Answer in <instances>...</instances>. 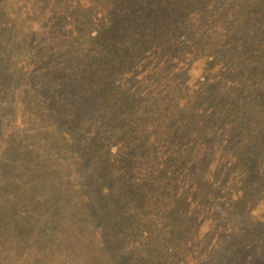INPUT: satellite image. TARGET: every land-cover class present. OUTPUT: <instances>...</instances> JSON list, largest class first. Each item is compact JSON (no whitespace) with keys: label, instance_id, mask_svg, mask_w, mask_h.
<instances>
[{"label":"trees","instance_id":"trees-1","mask_svg":"<svg viewBox=\"0 0 264 264\" xmlns=\"http://www.w3.org/2000/svg\"><path fill=\"white\" fill-rule=\"evenodd\" d=\"M168 1L131 0L143 3L144 8L139 19L128 24L137 30L146 27L161 7L166 19L155 21L161 23V30L169 33L177 28L185 49L196 51L193 63L204 64L213 82L243 80L248 98L257 93L262 113L264 0H187L189 7L184 11L164 5ZM118 9L123 10L118 0H0V201L18 222L41 224L43 246L51 247L43 251L49 264H62L63 250L57 254L53 245L56 239L66 237L79 244L75 229L85 227L64 218L81 194L92 195L84 208L86 222L88 214H93L91 207L95 213L117 207L138 218L131 231L123 215L116 213L106 221L113 224L114 240H128L134 246L133 261L128 264H145L148 255L167 252L171 240L154 237L153 230L159 227L154 222L160 215L176 224L183 211V185L177 177L184 176L185 170L180 174L176 169L167 176L172 170L163 159L168 150L178 154L187 146L188 123L177 115L172 119L159 114L149 117L152 128L145 130L141 112L125 113L134 99L126 87V70H138L136 55L145 50L141 43L135 44V29L121 30L125 19L119 18ZM155 22L147 37L151 42H155ZM193 24L205 28L201 37L194 35ZM167 42L160 40L164 45ZM192 79L187 83L199 94L192 105L207 110L203 101L212 100L209 110H216V100L224 97L208 84L198 82L201 86L196 87ZM168 91V85L159 84L153 97L162 100ZM155 110L158 106L152 104L151 111ZM176 110L184 113L181 106ZM98 122L109 124V130L94 131L92 126ZM173 133L174 140L166 145L164 137L169 140ZM130 146L134 147L131 152ZM240 164L248 173V166ZM47 165L52 169L45 170ZM83 177L91 182L83 183ZM48 185L56 195L51 205L35 197L40 190L45 199ZM186 193L190 195L187 188ZM6 220L1 215L0 226ZM12 241L21 247L16 238ZM123 259L118 254L105 264H121Z\"/></svg>","mask_w":264,"mask_h":264},{"label":"rangeland","instance_id":"rangeland-1","mask_svg":"<svg viewBox=\"0 0 264 264\" xmlns=\"http://www.w3.org/2000/svg\"><path fill=\"white\" fill-rule=\"evenodd\" d=\"M5 1L10 3V0ZM120 1L123 10L118 9V16L125 19L121 30L129 32L135 29L138 38L135 44L141 43V48L145 50L139 56L136 55L138 70H126V87L134 99L129 101L132 108H125V113L141 112L144 116L141 126L145 130L152 128L150 116L167 114L169 118L175 119L174 115H177L188 123L189 132L187 146H182L178 154L168 150L163 159L167 162V169L172 170L166 173L167 176L176 169L180 174L182 169L185 170L184 176L177 177L183 185L180 198L183 211L178 213L177 223L160 215L154 222L155 227L157 224L159 226L157 230H153L154 237L171 240L166 248L168 254L165 250L156 251L155 256L148 255V261L143 262L164 264L161 261L168 259L167 264H264V110L262 108V113L260 112L257 93L248 98L243 80L237 83L232 78L227 83L213 82L204 64L197 67L193 63L196 51L185 49L182 45L184 38L177 32V28L166 33L161 30V23L155 22L166 19L161 15V7L155 21L150 23L155 22L156 27L152 34L155 42H151L147 39L151 31L150 24L140 26L138 30L128 24L139 19L138 15L143 11L144 4H133L131 0H118ZM164 5H175L181 11L189 7L187 0H171ZM170 19L175 20L172 17ZM193 26L194 35L201 37L205 28L201 24ZM65 38L62 37L61 41ZM162 38L168 39L167 45L160 43ZM180 48L186 51L181 53L178 50ZM191 77L196 87L208 84L209 89L224 97L216 100V110H209L212 100L203 101L207 103V110L200 107L197 109L195 103L192 105L191 101L199 94L194 92V86L190 87L187 83ZM159 84L162 87L168 85L170 91L164 94L162 100L159 97L155 100L153 94L158 90ZM152 104L158 106V110H155L158 111L157 114L151 111ZM166 105L171 107L170 110ZM177 106H181L184 113L179 110L174 112ZM166 108L169 111H164ZM178 127L183 128V124ZM53 128L57 130L55 126ZM109 128V124L101 126L99 122L92 126L94 131L105 132ZM173 138L174 133L169 140L165 136L166 145H170ZM181 143L180 139L176 147ZM133 148L128 147L129 152ZM52 160L57 163L55 156ZM61 160L66 162L68 158ZM187 161L191 162L189 169ZM240 161L248 166V173H244ZM51 169L52 166L49 165L48 168L47 165L45 170ZM90 176H93V172H90L89 178ZM83 181L85 184L91 182L86 177H83ZM42 185H46L45 181ZM184 185L190 194L188 196ZM50 188V185L44 188L45 199H41L40 190L35 193V197L49 205L53 204L56 195ZM91 198L92 195L88 194L78 196L75 206L64 218L70 217L85 228L75 229L79 244L75 240L66 241V237L54 241L53 245L57 246L55 252L59 254L60 249L63 250L61 263L105 264L118 254L124 256L121 264L133 261L131 257L134 256V246L128 240H114L113 224H106V221L116 213L117 216L123 215L131 231L138 218H134L128 210L119 211L117 207L107 208L104 205L106 211L100 213H95L91 207L89 212L93 214H88L90 220L86 222L84 208ZM1 215H5L7 220L0 226V264H49L43 251L51 247L43 246L41 224L27 223L24 219L18 222V218L2 206V201ZM26 224H29L28 228H25ZM71 225L70 222L69 226ZM14 238L20 242L21 247L12 241ZM124 246L127 247L123 249ZM173 255L178 257L173 258Z\"/></svg>","mask_w":264,"mask_h":264}]
</instances>
